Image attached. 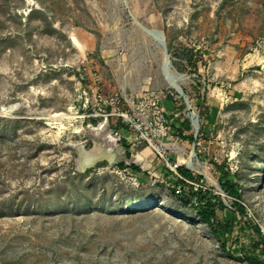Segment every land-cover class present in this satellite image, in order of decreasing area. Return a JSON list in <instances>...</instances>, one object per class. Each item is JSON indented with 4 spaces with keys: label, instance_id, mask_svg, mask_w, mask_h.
I'll list each match as a JSON object with an SVG mask.
<instances>
[{
    "label": "rangeland",
    "instance_id": "374dc122",
    "mask_svg": "<svg viewBox=\"0 0 264 264\" xmlns=\"http://www.w3.org/2000/svg\"><path fill=\"white\" fill-rule=\"evenodd\" d=\"M151 95L167 123L131 117L153 146L231 209L227 173L264 236V0H0V264H248L231 253L252 234L223 248L153 148L115 134Z\"/></svg>",
    "mask_w": 264,
    "mask_h": 264
},
{
    "label": "trees",
    "instance_id": "16d2710c",
    "mask_svg": "<svg viewBox=\"0 0 264 264\" xmlns=\"http://www.w3.org/2000/svg\"><path fill=\"white\" fill-rule=\"evenodd\" d=\"M178 56L181 59L186 58L184 55L183 56L178 55ZM186 59L188 63L192 65L193 58L190 57ZM217 113L218 110L216 108L206 109L200 115V117L203 119V121H205V123L213 124L217 119ZM2 120L3 119L0 118V121ZM93 122L95 123V121ZM181 126L183 133H185L186 130L188 129L190 130L191 128L190 121L188 119H184L181 123ZM172 128L174 129V125H172ZM118 130H122L123 132L127 133V128L121 122V120L119 121ZM122 142L125 144L124 141ZM126 148L128 152V147ZM126 155L127 157H129L130 153H126ZM120 166L121 168H124V164H120ZM129 168L136 174L141 173V170L137 165L134 164L130 165ZM164 170L168 178L176 177L174 173H172L168 169L164 168ZM89 172L90 169L87 170V173ZM177 174L183 180H180L176 177V180L173 181L174 184L173 192L176 193L175 187L178 185L182 186L183 188L182 193H184L185 187L189 189L190 204L197 205L198 214L200 215V218L208 225L215 238L221 242L220 243L221 246L225 248L229 240L232 239L234 236L236 237V240H238L239 236H242L245 232H248L249 234H252L255 238V240L254 239L251 240L250 249L248 250L244 246L241 247L240 251L234 249L231 253V256H233L236 260L240 262H247L248 264H264V261L261 258L262 256H264V236L262 235L260 227L256 223H254L253 220H251V218L250 220L243 221L246 218L247 213L245 206L241 203L242 195L238 192L237 186L234 185L229 180L228 174L224 173L223 171V177L219 180V185L222 191H224L228 197L234 200L232 202L231 209L227 208L224 205V203L221 201V197L219 195H216L212 190L200 188L197 192H194L191 189V187L185 182V181H189V182L200 183V181L203 180L202 178L200 177L195 178L191 171H189L186 168H183L182 166L178 167ZM72 179L74 180L76 179V177ZM216 208H220L225 211V216L222 220L218 219L215 211ZM2 214L4 216L5 213L0 206V215L2 216ZM237 216H239L240 219H238ZM239 253L241 255H238Z\"/></svg>",
    "mask_w": 264,
    "mask_h": 264
},
{
    "label": "built area",
    "instance_id": "2783aa9c",
    "mask_svg": "<svg viewBox=\"0 0 264 264\" xmlns=\"http://www.w3.org/2000/svg\"><path fill=\"white\" fill-rule=\"evenodd\" d=\"M99 101L103 102V99L99 97ZM110 101H111V104L114 106L119 105L120 103L118 99H114ZM165 101L166 100L162 99L161 97H155L154 95H151L150 97L144 96L140 100L129 101V106H128L129 108L127 110H124L123 108H120L119 106L115 110L117 111L116 113L119 117V120H121V122L126 126L127 132L129 131H132L133 133L135 132V138L133 140L135 141L134 145L135 146L144 145L148 148L152 147L154 156L158 159L165 161L167 167H164V168L174 173V175L178 179L183 180L177 174L178 166L172 165L171 158L169 156L167 157V154L163 152L160 147L158 146L154 147L152 144L153 139L149 138V136L144 133L142 129L141 119H138L136 117H131L133 116L132 115L133 110L138 111L140 113V116H144L146 113V109H152L153 110L152 121L160 122L162 126H164V124L167 123V120H169V115H170L169 111L165 109V104H166ZM104 102H107V101H104ZM111 104L110 106H112ZM189 120H190V125L194 126L196 121L198 120V116L192 115ZM118 131L119 130L115 131L116 135L120 133ZM119 140H121V137H119ZM185 182L191 187V189L194 192H197L200 188L204 189L202 186L203 180H201L200 183L189 182V181H185ZM175 189H176L177 194H181L183 192V188L181 185L176 186Z\"/></svg>",
    "mask_w": 264,
    "mask_h": 264
},
{
    "label": "bare ground",
    "instance_id": "6f19581e",
    "mask_svg": "<svg viewBox=\"0 0 264 264\" xmlns=\"http://www.w3.org/2000/svg\"><path fill=\"white\" fill-rule=\"evenodd\" d=\"M142 28V27H141ZM143 29V28H142ZM149 36H151L153 39H155L157 42H161L162 40H163V38L159 35V34H155V33H153L152 32V30H148V31H146L145 29H143ZM167 60H166V58H165V63H164V68L166 69V70H168L167 69ZM165 75H167V80H168V83L170 84V86L172 87V88H174L175 90H177V92L180 94V92H179V89H180V87H179V85H178V83H177V79H175V78H173V77H170V76H168V74L165 72ZM196 124V123H195ZM192 157H193V155L191 154V156L189 157V159H187L184 163H186V164H188L189 166H192V164H193V162H192Z\"/></svg>",
    "mask_w": 264,
    "mask_h": 264
},
{
    "label": "water",
    "instance_id": "95a60500",
    "mask_svg": "<svg viewBox=\"0 0 264 264\" xmlns=\"http://www.w3.org/2000/svg\"><path fill=\"white\" fill-rule=\"evenodd\" d=\"M143 29H145L146 31H148L146 28H143ZM153 33H155V34H159L162 38H163V40L161 41L162 43H163V45L165 46V43H164V36H163V34L162 33H160V32H157V31H152ZM165 54H166V56H165V58H166V60H167V69H168V67H170V63H169V58H168V55H167V51L165 50ZM179 92H180V95L183 97V93H182V90H181V88L179 89Z\"/></svg>",
    "mask_w": 264,
    "mask_h": 264
},
{
    "label": "crops",
    "instance_id": "0c3cea01",
    "mask_svg": "<svg viewBox=\"0 0 264 264\" xmlns=\"http://www.w3.org/2000/svg\"><path fill=\"white\" fill-rule=\"evenodd\" d=\"M125 144H126V141H125Z\"/></svg>",
    "mask_w": 264,
    "mask_h": 264
}]
</instances>
